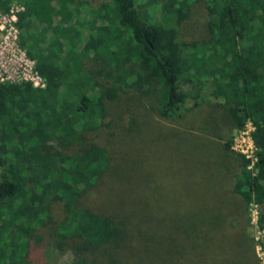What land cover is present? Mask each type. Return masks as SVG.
<instances>
[{
	"label": "trees",
	"instance_id": "16d2710c",
	"mask_svg": "<svg viewBox=\"0 0 264 264\" xmlns=\"http://www.w3.org/2000/svg\"><path fill=\"white\" fill-rule=\"evenodd\" d=\"M11 1L0 0V9ZM15 1L22 6L19 44L44 86L0 84V264H29L32 236L39 240L36 228L48 224L59 252L65 246L91 252L118 239V220L82 199L103 185L122 187L134 169L145 181L155 172L141 156L116 163L123 157L116 154L119 139L107 146L96 139L109 116L117 124L123 109L130 110L118 103L127 90L137 95V106L145 100V111L164 120L208 102L229 130L221 156L196 180L205 181L195 191L212 190L214 200L201 195L200 204L173 205V215L162 209L176 229L172 243L166 237L168 261L255 263L251 241L232 211L264 201V0H195L207 15V35L195 39L178 33L188 0ZM141 2L157 12L141 13ZM246 121L253 125V172L242 155L227 154L230 132ZM203 122L215 127L218 120ZM233 164L228 189L223 180ZM139 181L132 184L143 192ZM256 221L264 229V211Z\"/></svg>",
	"mask_w": 264,
	"mask_h": 264
},
{
	"label": "rangeland",
	"instance_id": "374dc122",
	"mask_svg": "<svg viewBox=\"0 0 264 264\" xmlns=\"http://www.w3.org/2000/svg\"><path fill=\"white\" fill-rule=\"evenodd\" d=\"M188 1V16L179 25L178 33L185 39L205 37L207 15L203 5L200 1ZM144 6L140 8L141 13L150 12L153 15L157 12L155 6ZM127 91L126 94L119 95L118 103L122 107L130 106V110L123 109L117 124H113L115 118L109 116L113 122L102 127V132L96 135V139L106 146L110 140L119 139L115 145L116 154L123 157L115 158L116 163L121 164L124 156L132 159H139L141 156L155 165V172L145 181L144 174L139 176L141 170L134 169L130 171L131 179L126 180L122 187L113 189V184L111 187L103 185L88 192L82 199L85 206L111 214L118 220V239L107 247L96 248L91 252L74 253L69 246L59 252L52 245L50 225L39 226L35 230L39 240L32 236L29 246V264H106L108 260L124 264H171L164 248L168 235L170 243L173 242L176 229L171 227L173 219L167 225L163 210L171 209L173 215L171 206L183 208L200 204L198 199L201 195L202 199L213 196L208 200H214L212 190L195 191L204 186L205 181L196 183V180L200 175L205 176L209 171V164L218 159V155L221 156L222 143L229 135L227 126L220 121L224 115L217 109H211L210 103L204 102L164 120L145 111L144 108L148 106L145 100L140 99L141 105L137 106V95L131 90ZM205 118L217 119V125L213 127L202 123ZM232 133L231 131L230 144ZM164 138L165 141L162 140ZM108 148L114 147L111 145ZM227 154L229 157H236L234 151ZM235 167L236 164H233L228 171V168L224 170L227 172L223 183L228 189L232 186ZM138 180L139 183L144 182L143 192L140 185L132 184ZM210 201L204 203L208 202L211 206ZM235 210L232 211L235 213L232 216L236 217V224L244 226L245 234L251 241L255 259L252 264H264L260 250L257 249L260 241L264 245V231H260L254 222L258 211H264V201L262 205H247L244 212L241 210L237 213Z\"/></svg>",
	"mask_w": 264,
	"mask_h": 264
},
{
	"label": "built area",
	"instance_id": "2783aa9c",
	"mask_svg": "<svg viewBox=\"0 0 264 264\" xmlns=\"http://www.w3.org/2000/svg\"><path fill=\"white\" fill-rule=\"evenodd\" d=\"M21 9V4L15 0L11 1L6 9H0V84L26 82L34 88H40L44 86V81L35 69L34 60L27 56L25 49L19 44V30L16 24ZM252 130V123L246 121L233 133L230 148L247 160L246 168L253 172L256 147L251 138ZM256 219L257 214L254 222L260 231H264L258 227ZM261 244L260 241L257 249L260 250L263 262L264 245Z\"/></svg>",
	"mask_w": 264,
	"mask_h": 264
}]
</instances>
